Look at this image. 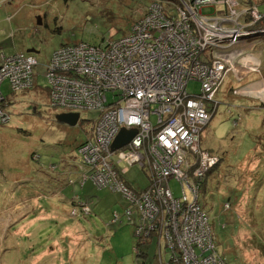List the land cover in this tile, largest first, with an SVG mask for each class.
I'll return each instance as SVG.
<instances>
[{
  "label": "rangeland",
  "instance_id": "obj_1",
  "mask_svg": "<svg viewBox=\"0 0 264 264\" xmlns=\"http://www.w3.org/2000/svg\"><path fill=\"white\" fill-rule=\"evenodd\" d=\"M152 1L0 0V55L37 52L33 89L11 94L7 81L1 85L6 103L10 101V118L0 126V264H168L171 253L163 243L159 246L153 237L137 241L135 214L131 220L124 217L127 200L90 181L79 186L77 145L93 135L100 114L81 111L75 126L58 123L54 116L62 110L49 107L44 77L56 49L117 40ZM159 1L166 13L176 11L178 0ZM235 1L264 9V0ZM201 12L211 17L215 8ZM227 55L231 74L241 53L231 50ZM234 86L229 80L219 91L216 110L201 133L200 148L218 164L202 180L198 203L226 264H264V102L258 101L264 97H241L245 90L237 87L234 93ZM187 90L198 93L199 84L191 82ZM113 99L109 94L108 101ZM123 178L136 192L150 182L137 166ZM170 185L178 196L179 185ZM186 194L191 197L188 190ZM81 202L90 214L74 210L71 215ZM114 214L119 218L115 222Z\"/></svg>",
  "mask_w": 264,
  "mask_h": 264
},
{
  "label": "built area",
  "instance_id": "obj_2",
  "mask_svg": "<svg viewBox=\"0 0 264 264\" xmlns=\"http://www.w3.org/2000/svg\"><path fill=\"white\" fill-rule=\"evenodd\" d=\"M178 1L173 13L159 0L150 2L117 40L56 49L44 66L48 105L60 113L99 112L93 135L77 147L79 186L90 181L127 200L124 217L135 214L138 242L153 237L163 243L171 253L168 264H226L198 203L202 180L218 164L200 148V139L232 68L227 53L255 35L252 26L264 16L235 0ZM203 7H214L215 15L203 16ZM35 66L32 54L0 55V126L9 120L2 83L7 81L13 93L31 90ZM191 82L199 84L198 93L187 90ZM109 94L115 102L108 101ZM121 129L137 132L126 147L112 152ZM133 166L150 179L140 192L123 178ZM171 182L179 185L178 196ZM74 210L90 214L82 202L71 215ZM118 219L114 214L113 222Z\"/></svg>",
  "mask_w": 264,
  "mask_h": 264
},
{
  "label": "crops",
  "instance_id": "obj_3",
  "mask_svg": "<svg viewBox=\"0 0 264 264\" xmlns=\"http://www.w3.org/2000/svg\"><path fill=\"white\" fill-rule=\"evenodd\" d=\"M257 10L261 13L264 12V9L260 10L259 7ZM231 50L241 53V56H237V59L239 60V66L236 68L235 72L232 71L233 73L228 74V77L226 76L227 78L224 79V82L222 83L217 94L222 89V87L224 88V84H228L229 80H232L235 83L233 88L234 93L236 88L241 86L243 82L244 84H247L243 88L238 87L239 90H245L244 93L241 92V95H243L241 97L253 100H258V98L264 97V87H262L264 86V35L245 39ZM235 53L237 54V52ZM258 101H260V103L264 102L261 100ZM78 146L79 145H77V147Z\"/></svg>",
  "mask_w": 264,
  "mask_h": 264
},
{
  "label": "water",
  "instance_id": "obj_4",
  "mask_svg": "<svg viewBox=\"0 0 264 264\" xmlns=\"http://www.w3.org/2000/svg\"><path fill=\"white\" fill-rule=\"evenodd\" d=\"M36 25L37 26L41 25L40 18H37ZM35 53L37 52L34 49L26 50V54L33 55ZM79 117H80L79 113L68 112V113H58L54 116V119L58 123H62L68 126H75L79 120ZM136 132L137 131L135 129H131V130L121 129L111 145V151L115 152L117 150L126 147L131 141V139L135 136Z\"/></svg>",
  "mask_w": 264,
  "mask_h": 264
},
{
  "label": "trees",
  "instance_id": "obj_5",
  "mask_svg": "<svg viewBox=\"0 0 264 264\" xmlns=\"http://www.w3.org/2000/svg\"><path fill=\"white\" fill-rule=\"evenodd\" d=\"M178 3H179V1H178ZM261 13V12H260ZM263 14V16H264V12L262 13ZM134 23V22H133ZM132 23V24H133ZM131 24V25H132ZM131 27V26H130ZM129 30H130V28H129ZM252 30H255V31H257V33L255 34V36L254 37H257V36H261V35H264V17L260 20V21H258V22H256V24H254V26H252ZM260 31H262V32H260ZM18 53H21V52H18ZM34 56V55H33ZM35 57V56H34ZM49 61V60H48ZM47 64V63H46ZM35 87V86H34ZM33 87V88H34ZM32 88V89H33ZM11 94H14L13 92H11ZM48 94V90L46 91V95ZM5 98V97H4ZM48 98V97H47ZM9 102L10 101H8L7 103H6V100H5V102L3 103V107H5V109L7 110V108H8V106H9ZM7 112H8V110H7ZM8 114H9V112H8ZM9 118H10V116H9ZM8 122H9V120H8ZM7 122V123H8ZM6 123V124H7ZM6 124H4V125H6ZM3 126V125H2ZM211 154V153H210ZM213 155V154H212ZM137 246H138V243H137ZM136 254L138 255V257L139 256H143V254L142 253H139L138 252V250L136 249ZM141 264H144V263H141Z\"/></svg>",
  "mask_w": 264,
  "mask_h": 264
},
{
  "label": "flooded vegetation",
  "instance_id": "obj_6",
  "mask_svg": "<svg viewBox=\"0 0 264 264\" xmlns=\"http://www.w3.org/2000/svg\"><path fill=\"white\" fill-rule=\"evenodd\" d=\"M38 18H40V17H38Z\"/></svg>",
  "mask_w": 264,
  "mask_h": 264
}]
</instances>
